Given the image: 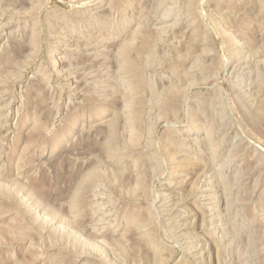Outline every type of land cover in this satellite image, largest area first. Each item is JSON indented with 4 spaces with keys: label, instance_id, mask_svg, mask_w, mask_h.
Wrapping results in <instances>:
<instances>
[{
    "label": "rangeland",
    "instance_id": "374dc122",
    "mask_svg": "<svg viewBox=\"0 0 264 264\" xmlns=\"http://www.w3.org/2000/svg\"><path fill=\"white\" fill-rule=\"evenodd\" d=\"M0 264H264V0H0Z\"/></svg>",
    "mask_w": 264,
    "mask_h": 264
}]
</instances>
